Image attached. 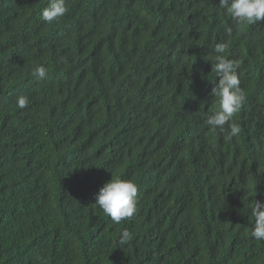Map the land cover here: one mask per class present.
Listing matches in <instances>:
<instances>
[{"label": "trees", "instance_id": "1", "mask_svg": "<svg viewBox=\"0 0 264 264\" xmlns=\"http://www.w3.org/2000/svg\"><path fill=\"white\" fill-rule=\"evenodd\" d=\"M218 4L66 0L47 24L48 0H0V264H264V19ZM217 43L246 95L231 140L204 124ZM117 177L138 212L114 224L95 201Z\"/></svg>", "mask_w": 264, "mask_h": 264}, {"label": "clouds", "instance_id": "2", "mask_svg": "<svg viewBox=\"0 0 264 264\" xmlns=\"http://www.w3.org/2000/svg\"><path fill=\"white\" fill-rule=\"evenodd\" d=\"M218 5L234 24L241 27L254 25L264 19V0H219ZM67 11L66 0H48V5L41 11V19L52 24L59 21ZM226 32L230 34L231 28L226 29ZM226 49V43H217L214 46L216 55L211 71L215 73V78L218 77V82L213 83L210 95L217 98L219 106L210 114H204V124L213 134H223L225 139L231 140L241 132L240 126L233 122V116L245 103L246 95L240 86L237 73L240 62L226 58ZM47 71L45 66L39 65L32 71V76L43 80ZM29 103L27 95H20L15 101L18 109L26 108ZM137 192V185L131 180L111 178L99 189L95 204L110 217L112 223L119 224L131 220L137 214ZM250 214L254 221L251 236L256 241L264 242V201L254 198L250 205ZM132 238V234L124 230L118 245L122 248Z\"/></svg>", "mask_w": 264, "mask_h": 264}]
</instances>
